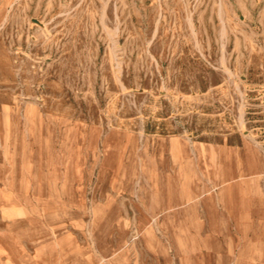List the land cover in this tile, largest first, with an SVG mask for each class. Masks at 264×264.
Listing matches in <instances>:
<instances>
[{
	"label": "rangeland",
	"instance_id": "rangeland-1",
	"mask_svg": "<svg viewBox=\"0 0 264 264\" xmlns=\"http://www.w3.org/2000/svg\"><path fill=\"white\" fill-rule=\"evenodd\" d=\"M215 147L256 169L213 184ZM239 189L264 229V0H0V232L25 253L240 264L206 209Z\"/></svg>",
	"mask_w": 264,
	"mask_h": 264
},
{
	"label": "crops",
	"instance_id": "crops-1",
	"mask_svg": "<svg viewBox=\"0 0 264 264\" xmlns=\"http://www.w3.org/2000/svg\"><path fill=\"white\" fill-rule=\"evenodd\" d=\"M210 149L211 147H208L203 150V155L207 162ZM214 149L217 153H222V159L218 161L217 156V166L210 164V162L208 163L211 169L210 180L213 184L220 181L216 178L217 173L221 176L227 175L228 172L235 176L239 174L241 168L237 160L238 156L243 157L245 160H249L256 169L255 161H253L247 153H243V150L236 153L221 147H215ZM223 164L228 167L225 174L221 169ZM213 170H215L214 173ZM240 180L245 181L247 179ZM237 193L238 195L234 197L230 196L229 198H227L228 196L224 197L220 194L217 196H210L207 198L208 206L206 207L208 208L206 209H209L210 219L213 218L217 221V223L215 222L216 225L213 222L215 226L221 227L223 222H226V224L229 223V225L233 226L235 233L240 236L238 240L239 244L236 249L237 259L240 261V264H259L256 244L258 243L259 236L264 234V229L260 226L258 208L255 205L253 196L245 194L241 189H239ZM13 235H15L13 232H0V264H67L65 255L60 253L51 255L48 252V248H43L41 250L45 257L44 259L36 258V253H25L30 250L28 244L25 245L24 243L18 242L17 238L13 237ZM8 236L15 239L12 245L4 241V239H8ZM60 250L61 249L58 248V251ZM7 252L13 253L11 256H7Z\"/></svg>",
	"mask_w": 264,
	"mask_h": 264
}]
</instances>
